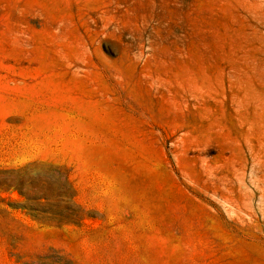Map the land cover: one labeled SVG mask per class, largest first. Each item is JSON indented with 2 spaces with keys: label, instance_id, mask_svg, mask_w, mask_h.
<instances>
[{
  "label": "rangeland",
  "instance_id": "374dc122",
  "mask_svg": "<svg viewBox=\"0 0 264 264\" xmlns=\"http://www.w3.org/2000/svg\"><path fill=\"white\" fill-rule=\"evenodd\" d=\"M0 264H264V0H0Z\"/></svg>",
  "mask_w": 264,
  "mask_h": 264
}]
</instances>
